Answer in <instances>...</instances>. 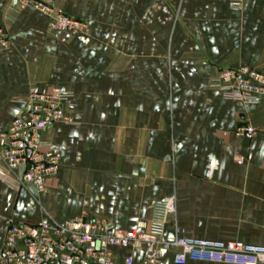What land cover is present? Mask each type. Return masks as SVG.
Segmentation results:
<instances>
[{"label":"crops","instance_id":"1","mask_svg":"<svg viewBox=\"0 0 264 264\" xmlns=\"http://www.w3.org/2000/svg\"><path fill=\"white\" fill-rule=\"evenodd\" d=\"M57 6L88 27L55 33L47 14L12 11L0 0V27L10 40L0 49V133L25 109L32 86L59 85L77 106L76 123H56L45 134L59 165L43 190L17 188L0 164V252L11 220L87 216L129 230L168 197L176 198L169 238L178 231L264 245V97L244 103L211 86L223 67L264 73V0ZM242 123L255 133L238 135ZM112 251L118 264L127 255L141 262L145 246ZM162 259L172 264V253Z\"/></svg>","mask_w":264,"mask_h":264},{"label":"built area","instance_id":"2","mask_svg":"<svg viewBox=\"0 0 264 264\" xmlns=\"http://www.w3.org/2000/svg\"><path fill=\"white\" fill-rule=\"evenodd\" d=\"M12 11L31 8L47 14L52 32L76 33L88 21L72 17L57 6V0H9ZM240 6L239 1L233 2ZM12 13L7 17L12 18ZM5 29L0 27V49L9 46ZM211 86L231 100L255 103L264 97V73L249 65L223 67ZM25 109L0 133V164L7 168L17 188L33 183L40 191L55 175L59 156L45 134L56 123H76L77 106L70 92L59 85L32 86L24 99ZM249 123L237 127L240 136L253 135ZM243 162V158H238ZM176 213V198L154 204L152 217L136 228L115 229L106 219L82 216L64 223L53 220L38 223L9 222L0 264H118L112 248L145 246L141 262L127 255L121 264H163L164 251L172 253V264L189 260L224 264H264V245L239 240H209L182 236L169 238L166 225Z\"/></svg>","mask_w":264,"mask_h":264},{"label":"water","instance_id":"3","mask_svg":"<svg viewBox=\"0 0 264 264\" xmlns=\"http://www.w3.org/2000/svg\"><path fill=\"white\" fill-rule=\"evenodd\" d=\"M14 2H16V0H14Z\"/></svg>","mask_w":264,"mask_h":264}]
</instances>
